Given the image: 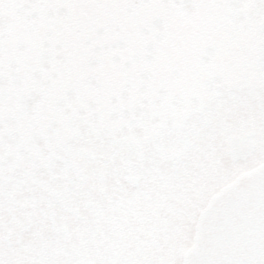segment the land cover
Instances as JSON below:
<instances>
[{
	"label": "snow or ice",
	"instance_id": "obj_1",
	"mask_svg": "<svg viewBox=\"0 0 264 264\" xmlns=\"http://www.w3.org/2000/svg\"><path fill=\"white\" fill-rule=\"evenodd\" d=\"M0 264H264V0H0Z\"/></svg>",
	"mask_w": 264,
	"mask_h": 264
}]
</instances>
